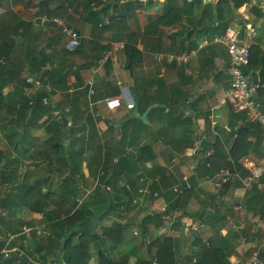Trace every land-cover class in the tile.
I'll list each match as a JSON object with an SVG mask.
<instances>
[{"label":"crops","instance_id":"1","mask_svg":"<svg viewBox=\"0 0 264 264\" xmlns=\"http://www.w3.org/2000/svg\"><path fill=\"white\" fill-rule=\"evenodd\" d=\"M40 1L43 0H16L12 4L11 9L21 20L31 23V28L23 30L25 33L21 36V44L12 51L10 50L6 64L10 63L18 68L17 79L25 77L32 79L31 84L23 88L25 95L33 94L34 91L43 89L44 85H49L50 104H42V109L38 111L40 114L37 121V134L43 136L47 133L50 125L55 121L57 123L61 121L63 128L60 129H63L65 137L63 143L66 147L74 145L77 149L76 154H80V157L78 159L75 156L71 160L67 153H64L65 163L61 164V173L56 172L50 164L43 163L42 168L65 178L64 184L68 189L74 185L78 187L73 177L76 170L74 172L69 170L72 162L77 161L76 166L80 169L78 176L87 174V171H91V169L95 170L97 176L106 170H109L108 176H112L108 166L110 161L116 163L122 156L125 157L123 162H128L130 160L128 158H131L132 155L135 160L139 155V148L149 145L150 148L146 155L148 160H145L142 166L149 169L156 167V164L153 163L154 159L149 160L150 156L156 157L155 145L152 146L153 143H149L148 137L137 139V134L143 130V127L138 126L137 121L133 123L131 120V118L138 119L143 124L139 117L148 107L150 110L146 114L145 124L150 133L155 131V124L159 123L157 120L162 118V116L154 115L157 108L164 107L163 113L173 112L174 124L185 120L188 138L185 141L179 140V150L175 151L182 159L178 161L170 149H168V155H164L160 150V156H157V160L166 157L163 165L167 168L163 174L168 179V185L172 186L174 191H181L179 185L182 182L185 183L184 187H190H187V182L191 183L190 179L192 178L190 177L193 174H188L182 168L183 163L189 158L193 159L192 171L194 173V168L199 160L212 155L213 152L215 154L216 148L212 144L216 139L217 157L225 155L220 153V149H224L226 154L229 153L235 143L234 138L239 137L243 139V144H247L249 147L248 154L243 155L240 160L244 157L252 158L257 162L264 160L263 155H259L257 152L256 145L252 146L253 143L259 141L260 151L264 153L262 151L263 129L258 123H254L253 126V123L247 119H235V115L240 117L241 112L234 110L228 97L230 87V76L227 72L228 54L224 45L212 41L215 35H223L226 29H233L240 40L250 42L251 47L254 46L255 50L257 49V53L251 54V64L245 68L244 72L252 83L260 84L263 89L264 0L253 7H245L242 3L237 7V10H230L228 6L223 5L222 0H190L191 3H194L193 9L191 10L192 7L187 5L185 11L179 15L180 21H173L166 27H159L164 32L161 38L162 45L159 47L151 41L158 38L156 33L150 31L145 37L141 36L144 28L148 25V17L155 19L160 13L173 7V2L177 6H181L184 0H139L140 5L135 16H131L128 21L129 30L137 33L136 39L131 41L127 39L115 40L109 31L100 36L96 30H92V24L86 20L83 6L79 3L84 0H72V8H68L64 18L65 23L80 34V44L74 50H68L67 46L64 47L65 37L52 24L41 25L32 22L37 21L41 14L47 13L44 6H39ZM65 1L67 0H53L47 8L54 10L59 4H66ZM124 1L127 0H121V2ZM149 1H152L153 4L148 5ZM201 3L210 5L209 9L207 6L201 7ZM203 8L207 13L201 12ZM219 9L224 17L222 19L218 18ZM1 13L2 9L0 8ZM181 30L185 31L178 37L170 35ZM122 41L124 45L126 43L137 49L138 56L133 57L132 62L124 49L117 47V44ZM174 42L176 48L173 52ZM197 43H201L202 47L198 50L196 58L187 63L166 65L164 62L163 65L156 60L157 55L171 52L179 54L187 51L183 50V47L189 44L188 46L192 45L190 47L193 48ZM93 45L95 49H101L100 55L94 63L93 57L97 56L99 52L92 51ZM46 53H52L50 60H47L42 70L32 71L26 61L38 65V62L41 63L43 58H46ZM89 80L92 81L91 87L88 84ZM32 81L37 82L36 85L40 86H34ZM9 84L14 86V83ZM27 89H29L28 93ZM166 89L168 94L163 91ZM111 96H119L126 102H134L135 108L127 110L123 106L115 110H108L104 105V99ZM257 98L264 113V93L257 95ZM161 100L166 101L165 104H161L163 107L159 106ZM185 142H189L190 146L181 147ZM207 143L210 145L207 146ZM92 147L95 149V153H92L95 156L88 158L89 151H94ZM108 153H110L109 156ZM134 154L137 156L135 157ZM90 159L93 160L92 163H90ZM23 165H28L31 169L34 167L32 162L28 164L24 161ZM244 170L247 172L246 169ZM124 174L120 173L122 176H125ZM126 174L134 177L133 179L137 176H133L128 171ZM186 175L189 179H186ZM234 177L236 180L232 178L230 185L223 187L224 184L215 185L221 181L220 174L215 173L212 176L207 174L200 180L198 179L196 186H193L196 190L201 188L212 194L222 193L223 205L217 201L220 197L217 196L213 208L217 210L220 207L221 209L220 213L223 215L222 235H226L228 238L233 237L227 248V264H244L254 250L259 251L260 257L264 261V176L250 184H246L245 175L242 177L236 173ZM70 180L74 182H69ZM253 183L255 190H251ZM197 195L196 198L190 200L187 206L189 211L205 207L203 204L206 199L205 195L199 191H197ZM251 195H257V203L250 201ZM79 196L82 195L79 194ZM160 198L162 199L161 204L167 203L162 196H156L153 201ZM180 213L181 210L174 212L173 218H176ZM169 219L168 233L172 232L169 235L177 236L178 227L173 224V219ZM181 223L184 234L180 250L182 263L191 264L190 259L187 258H192V262H194L196 256L203 252L199 246L192 245L194 237L198 236L206 241L213 233L208 232L209 227L205 231L203 230L202 227L206 225L198 217L184 215L181 218ZM193 224H197V228H194ZM191 225L192 228H190ZM191 229L195 233L191 232ZM189 236H192L191 240ZM123 246L125 247L123 250L129 257H142L145 254L139 252V248L134 242H128ZM183 249L185 250L184 254H182ZM187 254L190 255L186 256ZM153 264L156 263L153 262Z\"/></svg>","mask_w":264,"mask_h":264},{"label":"trees","instance_id":"2","mask_svg":"<svg viewBox=\"0 0 264 264\" xmlns=\"http://www.w3.org/2000/svg\"><path fill=\"white\" fill-rule=\"evenodd\" d=\"M15 1L0 0V8L2 9V13L0 14V143L3 146L0 147V264H42L46 262L53 264H87L90 258L92 243L94 244L93 246L98 245L99 247V251H97V264H129L130 257L125 252L118 251L116 253L117 255H114L116 258L109 253L113 247L118 248L116 247L117 245L122 246L128 242H132L128 238L133 237V234L125 233L131 223H129L130 221H125V212L122 211L121 213L118 210L119 208L122 209V207L126 209L134 208L138 198L141 196V192L144 190L143 186L147 179L146 177L152 176L142 174L133 179L134 177L131 175L127 176V174H124L125 176H122L119 173L113 172L112 176H108L109 170H106L98 176V181L103 184L104 190L94 188V191H92L94 193L90 192L85 197L79 196L80 192L76 185L68 189L64 184L66 180L64 178L63 180L61 179L62 183L58 189L60 191L59 197L56 198L53 196L52 188H47L50 190L48 192L42 191L37 184L39 181L33 182L31 180L32 176L27 174L28 171H24L22 168L20 170V166L24 162L25 157L22 155L21 158L19 153H14V149L22 148L25 145L26 150H29V148L34 149L31 154L32 157H35L34 153L37 152L41 155L40 157L44 164H51L56 172L61 173V164L65 163L64 154H61V150L65 147L62 139L65 137L63 136V129H60L61 127L63 128L61 121L58 122L59 124L55 121L50 125L47 133L43 136L37 134V121L38 115L40 114L38 111L42 109V104L46 105L43 99L45 97L48 98L49 94L43 87V89L36 90L31 97H27L24 94L23 88L31 84V82L26 77L17 79L18 68L16 66L14 67L13 64H6L8 60L7 55L10 50L12 51L21 44V36L25 33L23 30L28 27L31 28V23L21 20L11 9ZM52 1H40L39 6H44L47 9L48 15L64 18L66 17L68 8H72L74 0H71L72 2L67 0L65 1L66 4H59L54 10L50 8L48 10L47 6L49 7ZM243 1L245 0H222V3L224 6H228L230 10H237V7ZM79 3L83 6L85 17H87L86 20L92 24V30H96L100 36L104 32L109 31L115 40L127 39L131 41L136 39L137 33L129 30L128 21L131 16H135V12L140 5L139 0H127L124 2H121V0H84L79 1ZM152 4V1L148 2V5ZM187 5L191 6L192 10L194 3H191L190 0H184L183 5L177 6L173 2V7L168 8L166 12L160 13L155 19L148 17V25L144 28L141 36L145 37L150 31L151 33H156L158 38L152 39L151 41L156 46H161V38L164 32L159 27H166L173 21H180L179 15L185 11ZM203 6H207V9L210 7V5H202L201 3V7ZM201 12L207 13L204 8ZM218 15V18H224L221 15L220 9ZM52 26L56 28L55 25ZM184 31L174 32L170 35H177L178 37ZM188 45L183 47V50H190L192 45H190L191 47ZM174 48H176L175 42L172 46L173 52L175 50ZM123 49L130 62L133 61V57L138 56L137 49L132 45L125 43ZM92 51L99 52L97 56L93 57L94 63L100 55L101 49H95L93 45ZM253 52L255 54L257 53V49L255 50L254 46L250 47L248 67L251 64V54ZM51 54L46 53V58H43L41 63L38 62V65L29 61H26V63L32 71H36V69L40 71L47 63V60H50ZM172 64H175V62ZM9 83H14L15 90H13L12 95L3 93L4 87ZM260 93H264V88L262 89L260 87L258 89L256 99H258L257 95ZM238 118L246 119L245 112H241L240 117L239 115H235V119L237 120ZM252 123L254 126V123L257 122ZM14 137L18 138L12 140ZM258 138L260 139V137ZM234 140L235 143L230 148L229 153L227 152L226 154L224 149L219 148L220 153L225 154L221 157H217V139L214 141L212 146L216 148V152L197 162L194 173L190 177L192 178L193 185L196 186L197 180H200L201 177L207 174L212 176L217 173V170L221 167L229 171V176H227V181L223 183V187L230 185V180L232 178L235 179L234 176L236 173H239L242 177L244 175L246 176L247 172L241 166L240 159L243 155L248 154L249 147L247 144H243L242 138L236 137ZM206 145L209 146L210 143ZM254 145H256V150L259 155H263L264 157V153H261L259 148L260 142L256 141L252 146ZM149 148V145L141 146L139 148V155L134 154L135 157L137 156L135 160H133V155L131 158H128L130 159L128 162L126 161V165L129 167L128 172H130L132 165L141 163L140 165L142 166V163L148 160L146 155ZM109 155L110 153H108ZM124 159L125 157L121 156L115 164H112L110 161L108 163L109 168L113 167V165L117 166ZM153 159L150 156L149 160ZM18 162H20L19 165ZM207 163H209V166H206ZM56 166L59 167L57 168ZM8 167H11L12 171ZM122 173H127V171ZM156 175L154 176L155 179H151L154 183H151L148 187L146 200L153 201L156 196H162L167 201L166 212L170 214L169 216L173 219L175 227H178L179 233L177 232V236H171L169 234L162 235L161 229L165 221L163 217L164 212L162 211L153 210L150 214L148 213L143 216L137 223L141 238L135 242L136 247H142L144 242H147V235L149 233L154 234L152 232L153 229H151L152 226L159 230V233H155L154 238L146 245V250L151 258L148 260L144 259L141 263L184 264L182 263L180 254L184 240L181 218L184 215H188L193 218H201L202 222L213 233L206 241H203L198 236L194 237L192 245L199 246L203 249V252L196 256L194 262L190 258L189 261L191 264H227V248L233 237L228 238L226 235H222L223 215L220 213V207L217 210L213 208L217 196H220L217 201H219L220 205H223V201L221 200L222 193L212 194L205 192L201 188L196 190L193 185L190 187L187 185L188 188H186L183 182L179 185L181 191H174L173 187L168 185V179L164 174ZM20 176H23V178H20ZM119 181L121 182L118 186ZM254 183L251 185V190H255ZM7 186L10 188L9 191L3 189ZM197 191L205 195L206 199L203 203L205 207L189 211L187 206L192 198L198 196ZM70 197L72 201H70ZM79 197L80 200H78ZM251 197L252 199L250 201L257 203V195H251ZM177 210H181V213L178 217L173 218L171 214ZM19 211L21 213L24 211L42 213L45 222L44 228L48 232L43 236H38L35 230L25 232L26 229L34 226V220L23 218ZM111 215H116L117 218H123L124 223L119 221L111 222L110 225L102 224L100 225L101 233L98 234L95 219H97V222H100L103 218L107 219ZM27 234H30L29 237L26 236ZM102 237L105 240L107 239L113 246L110 250L103 246L105 241H100ZM12 248L16 249L11 250ZM6 250L8 251L5 252ZM29 258L33 260L29 262ZM136 264H139V261Z\"/></svg>","mask_w":264,"mask_h":264},{"label":"rangeland","instance_id":"3","mask_svg":"<svg viewBox=\"0 0 264 264\" xmlns=\"http://www.w3.org/2000/svg\"><path fill=\"white\" fill-rule=\"evenodd\" d=\"M29 81L31 82V80L29 79ZM33 82V85L34 86H37V82L35 81H32ZM34 89V88H33ZM13 90H15L14 86L12 84H8L7 87L4 88L3 90V93L6 94V95H12L13 94ZM164 93L168 94V90H163ZM29 92V89H27V93ZM35 92V91H34ZM31 93H29V95H26L27 97H31ZM63 98V97H62ZM161 98H163L161 96ZM64 99V98H63ZM142 99V98H140ZM48 102V104H50L49 101H46ZM61 102H63L61 100ZM174 102V101H173ZM166 101L165 100H161L159 106L160 107H163V105L161 104H165ZM163 110H164V107L163 108H157V111L154 112V115L159 117V116H162V118L158 119L157 121L159 122L158 124H155L156 126L154 128L155 131L153 132H149V128L147 127V125L145 124V121H143V124L140 123V121L138 119H134V118H131V120L134 122L137 121V125L140 126V127H143V130H140V132L137 134V139L142 137V138H145V137H148L149 139V143H153L152 146H154V150H156V157H154V160H153V163L156 164V167H154L153 169H149V168H146V167H143L141 166L140 164H137V165H132V167L130 168V172L133 176L137 175V176H140L141 173L142 174H148L152 177H146L147 179L145 180V184L143 186V191L141 192V196L138 198L137 200V203H136V206L134 208H129V209H126L124 207H122V209L119 208L118 212H121L124 211L125 212V221H130L129 223H131L130 227H128L126 229V232L125 233H130V231H136L134 232L133 234V237H130L128 238V240L132 241V242H136L137 239L139 241V239L141 238V235H140V231L139 229L137 228V223L140 221V219L145 216L146 214H150V212H152L154 209L155 211H158L160 209V211L164 212L163 214V217L165 219L164 221V225H163V231H162V235H166V234H171V233H168V229H169V224H170V219H168L169 215L167 212H166V209H167V205L166 204H161L162 202V199H157L155 201H150L149 199L146 200V197H147V194H148V187L151 185V183H154V181L152 182V180H149V179H155L154 176H157L156 174H163V171L165 170V168H167V166L165 167L163 165L164 162V158H166L165 156L160 160H157V156H160V153L159 151H163L164 155H168V149L171 150V153L172 154H175L176 155V159L178 161H180L182 159V157L177 153L175 152L176 150H179V140L181 141H185L188 136H186V134L188 133L187 132V128L184 124L185 120H181L180 122L175 123V120L172 119L173 117V112L172 113H169L168 112H164L163 113ZM164 114V116H163ZM177 121V120H176ZM188 122V120H186ZM152 134V135H151ZM40 135V134H38ZM186 136V137H185ZM19 137V136H18ZM18 137H14L12 138V140L14 139H17ZM12 140H10V142H12ZM63 142H64V139H62ZM176 143V145H175ZM5 144V143H4ZM65 145V144H64ZM185 146L186 147H189L190 144L189 142H185L183 143V145H181V147ZM0 147H3L2 144L0 143ZM82 147V145H81ZM93 148V147H92ZM65 149V150H64ZM71 149V150H70ZM94 149V148H93ZM82 150V149H81ZM34 149L33 148H29V150H26V146L23 145V147H19L18 149H14V153H19V156L22 158V155L25 157L24 158V161L26 163H33L34 164V167L36 165V167L34 168H30V166L28 165H23L22 169L23 170H29L27 172V174L31 177V180L33 182L35 181H39L37 184L40 186V188L42 189V191L44 192H48L50 190H48L47 188H52L53 190V196L58 198L59 197V193L60 191L58 190L59 189V185L62 183V180L64 179L63 177H60L57 173H50L48 172V170L46 168H42V165H43V160L42 158L40 157L41 155H39L37 152L34 153V156L35 157H32V153H33ZM77 152V149L74 147V145H69V146H65L63 147V150H61V154H64V153H67L68 157L71 158V160L74 159V157L76 156L78 159L80 157V154H76ZM186 152V151H184ZM89 155H88V158H91V156L94 158L95 155H93L92 153H95V149L94 151L92 152L89 151ZM17 155V154H16ZM102 155V153L100 154V156ZM98 158V156H96ZM184 157V156H183ZM89 160V159H88ZM93 160L90 159V163H92ZM112 164H115L113 161H111ZM20 164V162H18V165ZM51 165V164H50ZM77 161L75 163H70V169L72 172H74L76 170V173H74L73 177L75 179V183L78 185V190L80 192V194L82 196H87L90 192L94 191V188H96L97 190H104V186L103 184L99 183V179L98 176L96 175L95 173V170L91 171L88 170L87 171V174L83 175V176H78V174L80 173V169L77 168ZM122 166H124V168H122ZM79 167V166H78ZM193 167H194V162H193V159L189 158L188 161L184 162L183 163V169L188 173V174H193ZM8 169L10 171H12V168L11 167H8ZM31 169V170H30ZM110 172H114V173H122V172H126V171H129V167L128 165H126V162H121L120 164H118L117 166L113 165V167L110 168ZM126 174V173H125ZM19 175V174H18ZM20 178H23V176H20ZM121 178H123L121 176ZM62 179V180H61ZM71 179V178H69ZM186 179H189L188 178V175H186ZM29 180V179H28ZM45 180V181H44ZM191 180V183L187 182L189 186L193 185V181L192 179ZM44 181V182H43ZM72 183L74 182L73 180H70L69 182ZM122 181V180H121ZM118 182V186L120 185V182ZM123 183V181H122ZM205 187V186H204ZM5 191H9L10 188L9 186L7 187H4L3 188ZM106 189V188H105ZM108 189V188H107ZM94 193V192H92ZM70 201H72V198L70 197ZM24 210V209H22ZM18 213V212H17ZM19 213H21L19 211ZM19 215V214H18ZM172 215V214H171ZM21 216L23 218H30L32 220H34V227H39L38 228V231L39 234L38 236H43L44 234H46L48 232V230L46 228H44V220H43V215L42 213H32L30 211H24L21 213ZM178 217V216H177ZM118 219V220H116ZM43 223H42V221ZM123 222L124 223V219L122 218H117L116 215H111V217L107 218V219H102L100 222H97V219H95V222L97 223V233L100 234L101 233V229H100V225L104 224V225H110L111 222ZM226 222V221H225ZM193 227L194 228H197V224H193ZM208 226H204L202 227L203 230L205 231V229L207 228ZM190 228H192V225L190 226ZM193 228V229H194ZM191 229L190 231L193 232L194 230ZM152 232L154 233L153 235L151 233H149L147 235V242L145 241L144 244L142 245V247H139V252L140 253H145L143 254V256L141 257H138V256H131L130 260H129V264H136L137 261H139V264H142L141 262L145 259V260H148L151 258V256L148 254V251L146 250V245L149 241H151L154 236H155V233L158 234L159 233V230H157L156 228H153ZM208 232H211V229H208ZM24 234V233H22ZM208 234V233H206ZM25 235V234H24ZM30 234H27L26 236L29 237ZM191 235V234H190ZM264 235V233H263ZM191 237L192 236H189L190 240H191ZM105 241V243H103V246H105L107 249H111V247H113L111 245V243L106 239H102L100 238V241ZM32 243V241H31ZM94 244L92 243L91 244V249H90V258L88 260V263L87 264H97L98 262V253L97 251H99V247L98 245L96 246H93ZM124 245V244H123ZM116 246L118 248H115L113 247L109 253L110 255L112 254V256L114 255H117L116 253L118 251L120 252H125V250H123V248H125L124 246ZM100 246V245H99ZM185 253V250L183 249L182 250V254ZM136 255V254H134ZM190 254H187L186 256H189ZM114 258H116L114 256ZM188 260L190 258H187ZM33 260L32 258H30V261Z\"/></svg>","mask_w":264,"mask_h":264},{"label":"built area","instance_id":"4","mask_svg":"<svg viewBox=\"0 0 264 264\" xmlns=\"http://www.w3.org/2000/svg\"><path fill=\"white\" fill-rule=\"evenodd\" d=\"M259 1L261 0H247L245 6L251 7ZM32 22H36L41 25L55 24L61 27L60 33L65 37L64 46H67L69 49L79 44L80 38L78 32L73 28L67 27L62 19L57 16L41 14L37 21L34 20ZM212 41L224 45L228 54L229 65L227 72L230 76L228 97L233 104L234 110L238 112H245L247 120L259 123L264 134V113L261 110L259 100L256 99L257 91L261 85L258 83H252L244 73V69L249 64L251 43L240 40L237 33L233 29H227L223 35H215L212 38ZM117 45L119 49L124 48L123 42H119ZM201 47L202 44L198 43L197 47L179 54L167 53L165 55H157L156 60L162 64L166 62V65L173 62L179 64L187 63L196 58L198 50ZM88 84L91 87L92 81L89 80ZM104 105L108 110H115L123 106L127 110L135 108L134 102H126L119 96L105 98ZM240 163L241 166L247 170V174L245 176L246 184H250L261 178V176H264V160L262 162H257L252 158L244 157ZM207 166H209V164H207ZM217 173L221 175V181L219 183H215V185L220 186L227 181L229 171L226 168H220ZM26 231H29V229H26ZM15 249L16 248H12L11 250ZM7 251L8 250L5 252ZM42 264L53 263L46 262ZM244 264H264V261L260 257L259 251L254 250L251 252Z\"/></svg>","mask_w":264,"mask_h":264},{"label":"clouds","instance_id":"5","mask_svg":"<svg viewBox=\"0 0 264 264\" xmlns=\"http://www.w3.org/2000/svg\"><path fill=\"white\" fill-rule=\"evenodd\" d=\"M262 1V0H261ZM261 1H259L257 4H255V5H253V6H256V5H258V4H260L261 3ZM247 2V0H245V1H243V6L245 5V3ZM242 5V4H241ZM253 6H251V7H253ZM246 7V6H245ZM48 15V14H47ZM57 17H59V16H57ZM60 19H62V21L64 22V24L67 26V27H69L66 23H65V18H61V17H59ZM52 25H55V24H52ZM56 26V28H57V31H59L60 32V29H61V27H59L58 25H55ZM70 28H72V27H70ZM74 29V28H73ZM75 30V29H74ZM227 30V29H226ZM225 30V31H226ZM77 31V30H76ZM78 32V31H77ZM78 34H79V32H78ZM64 37V36H63ZM79 38H80V34H79ZM79 44H80V40H79ZM78 44V45H79ZM78 45H76V46H74V47H72L71 49H69L68 48V50H74ZM197 45H198V43L195 45V47H197ZM65 47V46H64ZM195 47H193V48H195ZM66 48V47H65ZM190 49H192V48H190ZM189 51V50H188ZM245 70V69H244ZM245 73V72H244ZM32 80V79H31ZM28 81H29V79H28ZM30 82V81H29ZM230 82V81H229ZM40 86V85H39ZM39 86H37V87H39ZM44 89L47 91V93L49 94L50 93V88H49V85L48 84H46V85H44ZM43 101H44V103H46V104H48V102H46V101H49V97L47 98V97H45L44 99H43ZM232 106H233V104H232ZM238 112V111H237ZM241 112V111H240ZM246 119H247V117H246ZM249 121V120H248ZM251 122V121H250ZM23 164V163H22ZM207 164H209V163H207ZM207 166V165H206ZM23 166L21 165L20 166V170H21V168H22ZM221 168H223V167H221ZM220 169V168H219ZM31 170V169H30ZM24 171H29V170H24ZM218 171V170H217ZM158 211H160V209L158 210ZM169 218H171V217H168V219ZM38 228L39 227H32V228H28L29 229V231H25V232H30L31 230H35L36 231V234H39V232L40 231H38ZM134 232H136V231H134ZM133 232V233H134ZM130 233H132V231L130 232ZM134 235V234H133ZM29 260V262H30V258L28 259Z\"/></svg>","mask_w":264,"mask_h":264},{"label":"water","instance_id":"6","mask_svg":"<svg viewBox=\"0 0 264 264\" xmlns=\"http://www.w3.org/2000/svg\"><path fill=\"white\" fill-rule=\"evenodd\" d=\"M150 110V107L146 109V111L139 117L141 120L145 121L146 114ZM262 151H264V145H262Z\"/></svg>","mask_w":264,"mask_h":264}]
</instances>
